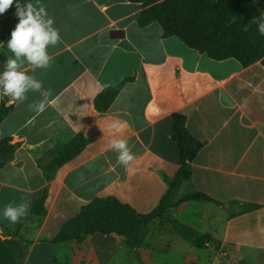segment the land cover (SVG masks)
<instances>
[{
	"label": "crops",
	"instance_id": "1",
	"mask_svg": "<svg viewBox=\"0 0 264 264\" xmlns=\"http://www.w3.org/2000/svg\"><path fill=\"white\" fill-rule=\"evenodd\" d=\"M264 11V0H252ZM43 6L60 40L48 46L46 68L23 58L20 70L42 82L29 90L0 124V137L19 143L0 170V209L45 195L46 214L30 217L20 229L28 241L12 247L10 264H264V65L242 66L235 59L212 60L161 26H140V3L127 0H33ZM15 9L0 16V41L6 44L17 22ZM12 56L0 46V68ZM121 85L109 107L95 100L106 88ZM48 90L45 98L41 92ZM46 99L43 112L29 108ZM185 117L188 133L202 144L190 162L191 177L174 194L191 191L215 202L186 201L171 216L214 242L187 246L163 219L145 227L143 247L132 252L117 236L87 235L79 242H49L81 207L114 197L147 214L181 166L173 140V115ZM117 128H109L110 123ZM82 134L79 155L46 180L38 161L57 145ZM122 138L134 154L126 166L108 147ZM242 204L258 208L242 212ZM0 216V231L15 227ZM1 239V238H0ZM1 239V240H4ZM179 240L183 241L178 242ZM181 243V244H179ZM189 244V243H188ZM191 245V244H189Z\"/></svg>",
	"mask_w": 264,
	"mask_h": 264
},
{
	"label": "trees",
	"instance_id": "2",
	"mask_svg": "<svg viewBox=\"0 0 264 264\" xmlns=\"http://www.w3.org/2000/svg\"><path fill=\"white\" fill-rule=\"evenodd\" d=\"M33 0H21V3ZM143 6L137 22L140 26L158 23L165 37H176L188 48L207 55L212 60L235 59L242 66L261 60L264 65V36L257 31L254 17L261 12L252 0H127ZM9 8L15 9L14 5ZM247 26V27H246ZM121 85L104 89L95 100L98 111H105ZM0 100V124L12 112L13 106ZM173 140L178 145L181 166L173 177L164 178L166 190L157 206L147 214L137 213L131 206L121 203L114 197L95 199L81 207L79 213L67 220L59 232L49 242H79L87 235L117 236L132 252L144 246L147 232L145 227L155 219H163L182 240L196 248L214 242L210 234H202L194 228L175 220L171 211L186 201L215 202L204 193L191 191L173 201L174 194L181 184L191 177L190 162L202 144L195 140L185 127V117L173 115ZM86 145L82 134L75 135L65 144L57 145L38 161L46 180L53 179L57 170L81 153ZM19 143L10 138L0 137V170L10 162ZM27 215L20 218L15 227L4 230V240L0 239V264L15 261L12 247L29 242L20 235V229L30 217L41 219L45 216V195L28 201ZM242 212L258 208L255 204H242ZM236 264H250L240 259Z\"/></svg>",
	"mask_w": 264,
	"mask_h": 264
},
{
	"label": "clouds",
	"instance_id": "3",
	"mask_svg": "<svg viewBox=\"0 0 264 264\" xmlns=\"http://www.w3.org/2000/svg\"><path fill=\"white\" fill-rule=\"evenodd\" d=\"M10 5L15 6L17 22L10 31L6 41H0V46H6L12 56L8 57L0 68V95L8 96L11 102L23 100L29 90L42 89V82L25 71L20 70L19 61L26 60L33 69L46 68L50 62L48 46H54L60 40L59 31L53 26V20L46 13L43 6L39 9L31 2L21 3V0H0V14L4 13ZM253 22L257 25V31L264 36V11L259 17H254ZM247 27V26H246ZM50 94L48 90L41 92L42 97ZM46 107V99L42 98L29 108L37 113L43 112ZM109 128H117L113 122L107 125ZM108 147L117 154L120 165L126 166L133 160L128 141L122 138H111ZM30 204L28 201L20 203L9 202L0 209V216L11 223H16L28 213Z\"/></svg>",
	"mask_w": 264,
	"mask_h": 264
},
{
	"label": "rangeland",
	"instance_id": "4",
	"mask_svg": "<svg viewBox=\"0 0 264 264\" xmlns=\"http://www.w3.org/2000/svg\"><path fill=\"white\" fill-rule=\"evenodd\" d=\"M6 11V10H5ZM5 13V12H4ZM4 13H2V14H4ZM2 14H0V16L2 15ZM178 242H182V243H184L183 241H181V240H179ZM179 244H181V243H179ZM184 244H186L187 246H193V245H189L188 243H184ZM191 248H193V247H191Z\"/></svg>",
	"mask_w": 264,
	"mask_h": 264
},
{
	"label": "water",
	"instance_id": "5",
	"mask_svg": "<svg viewBox=\"0 0 264 264\" xmlns=\"http://www.w3.org/2000/svg\"><path fill=\"white\" fill-rule=\"evenodd\" d=\"M0 238H1V239H4V238L2 237V235H1V231H0Z\"/></svg>",
	"mask_w": 264,
	"mask_h": 264
}]
</instances>
